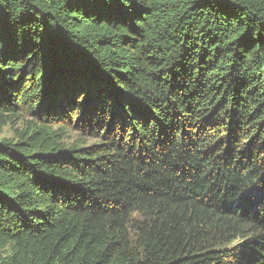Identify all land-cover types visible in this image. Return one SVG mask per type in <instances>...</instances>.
Masks as SVG:
<instances>
[{"label": "trees", "instance_id": "1", "mask_svg": "<svg viewBox=\"0 0 264 264\" xmlns=\"http://www.w3.org/2000/svg\"><path fill=\"white\" fill-rule=\"evenodd\" d=\"M18 124L0 264H264V0H0Z\"/></svg>", "mask_w": 264, "mask_h": 264}, {"label": "rangeland", "instance_id": "2", "mask_svg": "<svg viewBox=\"0 0 264 264\" xmlns=\"http://www.w3.org/2000/svg\"><path fill=\"white\" fill-rule=\"evenodd\" d=\"M23 126L21 124L15 125V126H7L6 128H4L0 134V141H16V137L18 135V132L22 131ZM65 135V142L69 143V142H73L77 139H79V134L77 132H73V131H69L68 133L64 134ZM83 139V138H82ZM236 242H233L232 244H230V246L232 247L233 245H235Z\"/></svg>", "mask_w": 264, "mask_h": 264}]
</instances>
